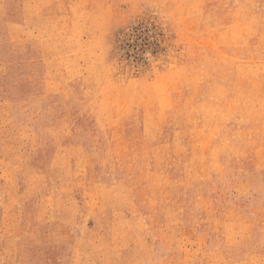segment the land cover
I'll return each instance as SVG.
<instances>
[{"label":"rangeland","instance_id":"1","mask_svg":"<svg viewBox=\"0 0 264 264\" xmlns=\"http://www.w3.org/2000/svg\"><path fill=\"white\" fill-rule=\"evenodd\" d=\"M0 264H264V0H0Z\"/></svg>","mask_w":264,"mask_h":264}]
</instances>
